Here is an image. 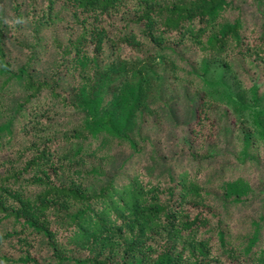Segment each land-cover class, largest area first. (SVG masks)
<instances>
[{"label": "trees", "instance_id": "16d2710c", "mask_svg": "<svg viewBox=\"0 0 264 264\" xmlns=\"http://www.w3.org/2000/svg\"><path fill=\"white\" fill-rule=\"evenodd\" d=\"M252 75L264 0H0V264H264Z\"/></svg>", "mask_w": 264, "mask_h": 264}, {"label": "rangeland", "instance_id": "374dc122", "mask_svg": "<svg viewBox=\"0 0 264 264\" xmlns=\"http://www.w3.org/2000/svg\"><path fill=\"white\" fill-rule=\"evenodd\" d=\"M186 54L187 52L184 53V55ZM169 66L171 67L172 64L167 62V69L169 68ZM160 67H162V69H165V64L162 63ZM251 78L255 82H262V80L264 79L260 77L258 78L257 75H252ZM207 79L214 84V89H218L223 94L229 93L231 95H235L239 90L245 88L244 84H242V82H240V80L235 76L234 71L227 67L225 64H223L221 61L210 63L207 71ZM218 111V124L220 126L221 131L227 134V130L230 129V125L232 123L233 114L226 105H222ZM182 145H184V136L182 134V129L174 130L171 133L169 146L172 147L174 150H177ZM226 145V142L223 141V143H221L218 147L219 150L225 149ZM260 170L262 174H264L263 162L260 164Z\"/></svg>", "mask_w": 264, "mask_h": 264}]
</instances>
